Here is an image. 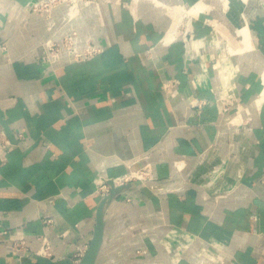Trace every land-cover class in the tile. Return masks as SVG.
Instances as JSON below:
<instances>
[{
  "label": "crops",
  "instance_id": "1",
  "mask_svg": "<svg viewBox=\"0 0 264 264\" xmlns=\"http://www.w3.org/2000/svg\"><path fill=\"white\" fill-rule=\"evenodd\" d=\"M41 1L0 0V264H80L99 214L95 264H264V81L243 30L264 58V0H103L76 24L101 52L52 67ZM147 164L153 182L103 204L98 178Z\"/></svg>",
  "mask_w": 264,
  "mask_h": 264
},
{
  "label": "rangeland",
  "instance_id": "2",
  "mask_svg": "<svg viewBox=\"0 0 264 264\" xmlns=\"http://www.w3.org/2000/svg\"><path fill=\"white\" fill-rule=\"evenodd\" d=\"M227 1L228 0H224V3H226ZM243 1L245 2V0ZM102 2L103 0H43L39 4L33 6L31 13L44 20L45 30L47 33L45 43L43 44L44 58L49 54L51 56H57L64 51L60 56V60L57 61L56 58H51V60L47 63L48 65H50V67L62 61L64 58H69L70 60L75 59L74 57H70L68 54V50H71V48L73 47V39H75V44L78 45V41L80 47H82L83 49L87 46L94 47V45H96L94 39V30H89L87 27H84L82 31L79 27L76 26V24H80L82 22L87 9L89 10L90 8L96 7L102 4ZM249 3H251V0H248L247 4ZM216 7L221 13L223 22H225L224 16L228 10V6L226 8L222 5ZM60 8L64 10V14L61 18L55 15V11ZM220 8L222 10H220ZM179 13L182 14V19L183 17L189 18L188 24L190 25V20L193 17L189 9L183 7L182 11H179ZM60 28L61 30L63 29L62 32H58ZM243 30L252 43L250 45V51L248 52V54L254 57H262L257 49L253 46L252 37L247 27L244 26ZM62 40L63 42L60 43L59 41ZM215 172H218V170L216 169Z\"/></svg>",
  "mask_w": 264,
  "mask_h": 264
},
{
  "label": "built area",
  "instance_id": "3",
  "mask_svg": "<svg viewBox=\"0 0 264 264\" xmlns=\"http://www.w3.org/2000/svg\"><path fill=\"white\" fill-rule=\"evenodd\" d=\"M59 42L62 43L63 40ZM77 43L79 45L78 41ZM78 45L75 44V39H73V47L71 48V50H68L69 52L68 54L70 57L72 58L74 57L75 59H86L87 57H90L94 54L101 52V48L98 45H94V47L87 46L84 49L80 47V45L79 46ZM61 54L57 56H51L49 54L47 55V57L44 58V62L48 63L52 57L56 58L58 61L60 60ZM154 180H155V174L150 164H147L140 169H133V167L130 166L128 167V171L124 175L119 176L117 178H105V177L98 178L95 181L96 192L103 198V200H105L111 196L113 189L116 190L121 189L134 183L146 184L149 182H153ZM4 235H7V232H5ZM21 246L22 247L24 246V242L15 243V248L20 249ZM86 253L87 251H80L79 258L77 260L78 263L82 261ZM52 254H53V247L51 243L46 239L42 242V245L38 250L37 255L50 256Z\"/></svg>",
  "mask_w": 264,
  "mask_h": 264
},
{
  "label": "bare ground",
  "instance_id": "4",
  "mask_svg": "<svg viewBox=\"0 0 264 264\" xmlns=\"http://www.w3.org/2000/svg\"><path fill=\"white\" fill-rule=\"evenodd\" d=\"M212 37V36H211ZM214 37H215V42H216V45H217V47H227L228 49H229V51H230V53H231V59L227 62V65H226V68L227 67H230V66H232L234 63H235V61L239 58V55H240V52L239 51H237V50H235V49H233V48H231L225 41H224V39H223V37H221V35L219 34V33H217L216 31L214 32ZM207 42H208V39H205V40H202V41H198L197 43H194V42H189L188 43V50L192 53V55H193V53H194V51L200 46L202 49L203 48H205V46L207 45ZM171 43V42H170ZM208 46V45H207ZM191 55V54H190ZM191 55V56H192ZM247 56L249 57V58H251L253 61H254V63L256 62L259 66H260V68H261V70H262V72H263V81H264V59L262 58V57H258V56H256V57H254V56H251V55H249V54H247ZM195 58V57H194ZM247 60V59H246ZM235 64H237V63H235ZM231 74V73H230ZM258 105H257V107H258V109H260V108H262V106L264 105V90H263V92H262V94H261V96H260V98L258 99ZM243 122V121H242ZM233 125V124H232Z\"/></svg>",
  "mask_w": 264,
  "mask_h": 264
},
{
  "label": "water",
  "instance_id": "5",
  "mask_svg": "<svg viewBox=\"0 0 264 264\" xmlns=\"http://www.w3.org/2000/svg\"><path fill=\"white\" fill-rule=\"evenodd\" d=\"M121 189H117V190L113 189L111 196L109 198L105 199L103 204L105 205V204H108L111 201H113L115 199V197L117 196V194L119 193L118 190H121ZM103 237H104V223H103L101 214H99L94 238L92 240V243H91L86 255L84 256V258L82 259L80 264H95V261L98 257V254L100 252V249H101V246L103 243Z\"/></svg>",
  "mask_w": 264,
  "mask_h": 264
}]
</instances>
